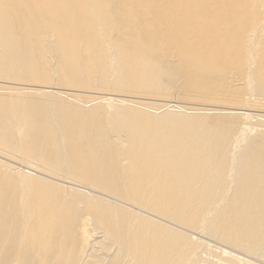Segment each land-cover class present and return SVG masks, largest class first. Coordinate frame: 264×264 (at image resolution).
<instances>
[{
    "label": "bare ground",
    "instance_id": "bare-ground-1",
    "mask_svg": "<svg viewBox=\"0 0 264 264\" xmlns=\"http://www.w3.org/2000/svg\"><path fill=\"white\" fill-rule=\"evenodd\" d=\"M249 259L264 0H0V264Z\"/></svg>",
    "mask_w": 264,
    "mask_h": 264
},
{
    "label": "rangeland",
    "instance_id": "rangeland-1",
    "mask_svg": "<svg viewBox=\"0 0 264 264\" xmlns=\"http://www.w3.org/2000/svg\"><path fill=\"white\" fill-rule=\"evenodd\" d=\"M2 155V154H1ZM2 156H5V157H8V158H10L11 160H13V161H15V162H17V163H19V161L18 160H16V159H14V158H11V157H9V156H7V155H5V154H3ZM17 163H13L12 162V164L15 166V167H19L20 169H22L23 171H25V172H32V170L31 169H36L35 167H32V166H30V167H27V165H25V167L23 166H20V165H18ZM71 186H73V185H71ZM74 187V186H73ZM195 237H197V238H200L201 240H204V241H207L208 242V240L205 238V236L204 235H202L201 234V237H199L198 235H194ZM210 242V241H209ZM211 244H215L216 245V243H212V242H210ZM218 246H220V247H222V248H224L223 246H221V245H218ZM224 249H226V248H224ZM248 258V257H247ZM215 259V258H214ZM217 259V258H216ZM249 260H251V261H253L252 259H249ZM255 264H264V262H259V261H253Z\"/></svg>",
    "mask_w": 264,
    "mask_h": 264
}]
</instances>
